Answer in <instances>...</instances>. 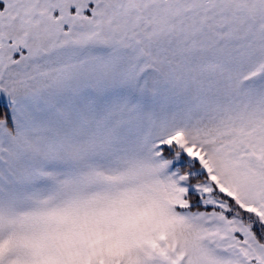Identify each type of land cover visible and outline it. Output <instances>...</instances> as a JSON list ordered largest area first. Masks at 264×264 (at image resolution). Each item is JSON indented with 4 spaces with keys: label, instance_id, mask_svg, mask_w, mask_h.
I'll list each match as a JSON object with an SVG mask.
<instances>
[{
    "label": "snow or ice",
    "instance_id": "snow-or-ice-1",
    "mask_svg": "<svg viewBox=\"0 0 264 264\" xmlns=\"http://www.w3.org/2000/svg\"><path fill=\"white\" fill-rule=\"evenodd\" d=\"M0 264H264V0H0Z\"/></svg>",
    "mask_w": 264,
    "mask_h": 264
}]
</instances>
